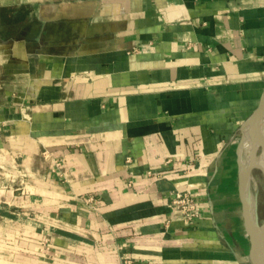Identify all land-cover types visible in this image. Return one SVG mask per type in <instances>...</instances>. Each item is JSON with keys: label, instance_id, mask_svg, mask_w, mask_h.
I'll return each instance as SVG.
<instances>
[{"label": "crops", "instance_id": "crops-1", "mask_svg": "<svg viewBox=\"0 0 264 264\" xmlns=\"http://www.w3.org/2000/svg\"><path fill=\"white\" fill-rule=\"evenodd\" d=\"M0 13V264H251L234 141L264 89V0Z\"/></svg>", "mask_w": 264, "mask_h": 264}, {"label": "water", "instance_id": "water-1", "mask_svg": "<svg viewBox=\"0 0 264 264\" xmlns=\"http://www.w3.org/2000/svg\"><path fill=\"white\" fill-rule=\"evenodd\" d=\"M264 109V89L259 97L257 105L248 117L252 135L260 147L263 155V165L259 166L255 162L249 164L241 163L239 159L238 171V191L241 203V212L244 222V228L249 238V258L251 264H264V220L259 221L256 211L251 207L249 198V178L254 168H258L264 174V126L261 114Z\"/></svg>", "mask_w": 264, "mask_h": 264}, {"label": "rangeland", "instance_id": "rangeland-1", "mask_svg": "<svg viewBox=\"0 0 264 264\" xmlns=\"http://www.w3.org/2000/svg\"><path fill=\"white\" fill-rule=\"evenodd\" d=\"M4 21H5V16L2 17V13H0V23ZM5 30H6V26H3L0 24V38H2L3 32H5ZM10 81L14 83L10 87L16 89L17 88L16 79L14 78V80H10ZM1 82L2 80H1V75H0V97L2 96V83ZM4 87H7V86L4 85ZM263 126H264V121H263ZM240 139H241V131L239 129V131L237 132L235 141H234L235 144L238 145V147H239ZM256 152L261 154L260 147H257ZM238 159H241V161L243 160L242 157ZM249 198L251 201V207L254 208V210L257 213L259 221L262 222L264 220V175H263V172L259 170L258 168H254L250 173Z\"/></svg>", "mask_w": 264, "mask_h": 264}, {"label": "built area", "instance_id": "built-area-1", "mask_svg": "<svg viewBox=\"0 0 264 264\" xmlns=\"http://www.w3.org/2000/svg\"><path fill=\"white\" fill-rule=\"evenodd\" d=\"M87 200H90V198ZM170 206L177 214L180 221L185 225L192 224L198 218V203L195 197L189 191H174L170 199ZM122 264H134V262L130 258L125 257Z\"/></svg>", "mask_w": 264, "mask_h": 264}, {"label": "bare ground", "instance_id": "bare-ground-1", "mask_svg": "<svg viewBox=\"0 0 264 264\" xmlns=\"http://www.w3.org/2000/svg\"><path fill=\"white\" fill-rule=\"evenodd\" d=\"M261 119L264 121V109L261 114ZM241 139L238 147L239 158L242 157L241 161L243 164H249L251 161L255 162L259 166L263 165V155L256 152L257 143L252 135L250 122L246 120L240 128ZM264 175V174H263Z\"/></svg>", "mask_w": 264, "mask_h": 264}]
</instances>
